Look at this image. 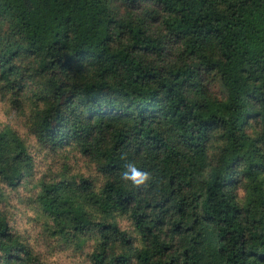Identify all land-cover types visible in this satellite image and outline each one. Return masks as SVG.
Instances as JSON below:
<instances>
[{
  "label": "trees",
  "instance_id": "obj_1",
  "mask_svg": "<svg viewBox=\"0 0 264 264\" xmlns=\"http://www.w3.org/2000/svg\"><path fill=\"white\" fill-rule=\"evenodd\" d=\"M0 97L94 169L34 198L89 264H264V0H0ZM30 148L0 130V264H43L1 207Z\"/></svg>",
  "mask_w": 264,
  "mask_h": 264
},
{
  "label": "rangeland",
  "instance_id": "obj_2",
  "mask_svg": "<svg viewBox=\"0 0 264 264\" xmlns=\"http://www.w3.org/2000/svg\"><path fill=\"white\" fill-rule=\"evenodd\" d=\"M5 128L14 130L29 143L34 157V174L30 185L10 193L6 203L1 205L8 216L9 226L21 235L32 253L43 264H89L84 252L76 250L69 239L53 236L50 228H45V221L38 214L34 198L38 191V181L43 177L50 179L61 174L63 163L67 164V172L70 175L95 176L94 169L75 153H69L64 159L63 156L56 157L40 149L28 135L22 113L6 98L0 97V130ZM119 222L122 227L129 225L124 218L119 219Z\"/></svg>",
  "mask_w": 264,
  "mask_h": 264
},
{
  "label": "clouds",
  "instance_id": "obj_3",
  "mask_svg": "<svg viewBox=\"0 0 264 264\" xmlns=\"http://www.w3.org/2000/svg\"><path fill=\"white\" fill-rule=\"evenodd\" d=\"M125 177L131 179L135 184H142L146 177V174L139 172L134 166L129 165V171L125 173Z\"/></svg>",
  "mask_w": 264,
  "mask_h": 264
}]
</instances>
